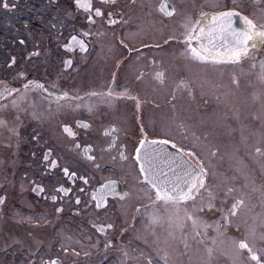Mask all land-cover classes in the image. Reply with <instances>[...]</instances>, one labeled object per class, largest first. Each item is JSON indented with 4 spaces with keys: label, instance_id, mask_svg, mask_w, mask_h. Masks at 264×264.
Wrapping results in <instances>:
<instances>
[{
    "label": "flooded vegetation",
    "instance_id": "flooded-vegetation-1",
    "mask_svg": "<svg viewBox=\"0 0 264 264\" xmlns=\"http://www.w3.org/2000/svg\"><path fill=\"white\" fill-rule=\"evenodd\" d=\"M88 2L91 7L85 10L76 0H0V80L21 74L24 80L14 81L12 89L17 91L9 97L16 100L14 106L31 107L29 115H44L41 120L45 121L44 126L29 123L25 146L10 148V168L15 174L7 172V181L0 182L3 264H257L250 258L252 253L238 247L240 242L247 243L264 264V147L256 145L264 133L255 132L250 109L242 114L243 107L232 105L239 114L234 116L237 122L250 127L221 138L209 132L207 121L200 120L199 109L208 101L198 95L200 106L196 108L193 97L182 96V109L178 101L182 92L196 90L194 73L202 72L200 69L204 71L199 77L215 79L204 85L207 91L218 88L219 101L224 93L228 95L227 109L243 82L251 99L262 96L264 101V93L258 95L252 84L253 73L244 77L239 72V79L225 84L223 78L210 74V62L191 58L185 40L193 27L207 29L209 21L195 23L201 13L210 20L220 12L234 11L239 15L232 18L233 24H244L242 17L246 16L264 28V0ZM162 5L167 6L165 10L174 8V13L164 15ZM96 9L102 15L97 16ZM73 36L83 42L84 51L79 44L65 47ZM199 43L194 40L192 46L198 48ZM255 43L243 58V66L254 58L264 60V43ZM174 53L185 59L172 62L169 57ZM66 61L71 63L66 65ZM157 73H163L162 80L156 78ZM172 76L182 82L172 85L171 91ZM109 84L117 91L112 96L105 94ZM245 89L240 90L243 97ZM31 95L40 100L28 106ZM51 99L61 100L52 104V115L58 120L50 123L47 100ZM251 102V110L257 103L264 104ZM210 107L204 110L210 111ZM178 122L186 124L171 126ZM65 126L74 135L65 132ZM259 135L263 136L256 137ZM141 140L167 142L200 168L194 153L206 159L208 166H217L218 172L217 160H225L224 153L236 148L244 152L246 175L249 180L253 176L254 183L243 199L239 196L243 178L233 184L218 181L224 192L235 197L231 204L226 203L230 211L222 216L224 202L219 199L193 203L201 183L190 199L158 201L136 159ZM97 189L106 193L99 208L92 199ZM244 200L248 209L242 211ZM238 201L242 204L233 214ZM3 212L8 213L7 218ZM240 220L242 232L237 225ZM220 246L227 251L217 252Z\"/></svg>",
    "mask_w": 264,
    "mask_h": 264
},
{
    "label": "rangeland",
    "instance_id": "rangeland-1",
    "mask_svg": "<svg viewBox=\"0 0 264 264\" xmlns=\"http://www.w3.org/2000/svg\"><path fill=\"white\" fill-rule=\"evenodd\" d=\"M102 39L103 38H100L98 41L101 42ZM113 46H114V44H113ZM166 52L172 53L171 50H167ZM163 53H165V52H163ZM158 57H160L159 54H158ZM169 58L172 62H174V60H176V63H181V60L185 59V57H181L176 53H174L173 56L172 57L170 56ZM169 58H166V59L169 60ZM242 60H243V58L235 64H233V63H214V62H212L213 63L212 64L210 62V68L208 70H211L210 74H214V75H217V76L223 78L225 84H230V80L231 79L233 80L236 77H238L237 75H239V72H240L239 76H244V77H246L249 73H253L255 82H254V80H252V84H253V86L256 85V87L254 86L256 93L258 95L259 94L262 95L264 93V60L254 58L255 61H249V62L247 61L248 64H245V66H243ZM200 70L202 72H199L198 70H196L199 73H194L195 77H198L197 78L198 81L197 80L195 81V84L197 86L196 90L194 88H192V90H190V92H187V93L182 92L180 94V97L178 99V101H180V108L182 109L184 107L182 96L186 99H191L193 97V105L196 108L198 106H200V105H198L199 104L198 95L202 97L201 100L208 101L207 106H201L202 108L199 109V115L206 118V120H204L202 117L200 118V120L207 121V124H209V132L219 134L221 136V138H223V136H225V135H227L226 137L236 136L237 134H239V132L242 133V132H246L249 130L250 126H247V127L243 126L241 120L239 122H237V120L234 118V116L235 117L239 116V114H236V110L232 109V105L236 109L243 107L242 114L245 112V109L247 111H248V109H250L249 112L252 113V118H253V120L251 121V125H253L255 127L256 133L263 134L264 133V104L260 105L259 103H257L255 105L254 110L253 109L251 110V108L254 105V103H252L251 100H256V101L259 100V101L264 102L261 99L262 96L257 97V96L253 95V98L251 99L250 95L248 94V92L245 89V84L243 82L240 86V90L245 89V96L246 97H243L242 94L240 93V90L237 89V91L234 95V99L231 103H228L229 109H227L226 100H227L228 95L223 92L224 98L219 101L218 98L221 97L222 94H220V96H219L218 88L216 89V87H215L212 90L207 88L209 90V91H207L206 88L204 87V85L210 84L209 82H211V80H215V79H213L214 77H209V78L199 77V76H201V74L203 75L204 69H200ZM186 73H188V71ZM180 74H182V73H180ZM9 77L8 78L3 77L0 80V91H3L5 86H7L8 88L10 86V88L12 89V87L14 86V81L21 82L24 80L21 77V74H19L18 72L16 73V75H13L10 78ZM24 78L27 79V77H24ZM31 79L33 82L34 81L33 78H31ZM177 79H179V77H177ZM238 79H239V77H238ZM219 81L220 80L217 79L215 81V83L218 84ZM181 82H182L181 79L176 80L175 76H172L169 79L170 84H169L168 88L171 90L172 85L174 86V85L181 83ZM109 86H110V84H109ZM97 88L100 89L101 87L100 88L97 87ZM181 88H178V93H179ZM34 89H36V88H34ZM40 90H41V88L36 90L38 95H40ZM108 90L109 91L112 90L111 93L117 92L114 89H112L111 86H110V89H108ZM109 91L105 92V94L108 93ZM115 94H119V93H115ZM172 96L175 97L174 100L177 99V96H175V95H172ZM39 100L40 99H38L36 101L35 96L31 95V99H30V102L28 103V106L29 105L32 106L33 102L37 103ZM60 100H59V102H56L55 99L47 100V115H48V119H49L50 123L58 120L57 115H52V113H53L52 104H60ZM15 102H16V100L13 97L10 98L8 93H4L3 97H0V182L1 181H3V182L7 181L6 179L8 177V173H10L11 175L15 174V169L10 168V159H11L10 148L19 149V148L25 146V144L27 142V133H29V126H27V125L29 123L31 124V122H33L37 126H44L43 123H45L44 120H41V118H43L44 115H42V116H36V115L31 116V115H29V110L31 109V107L28 108V110H27L25 107H23L19 103L16 106H14ZM208 106H211L210 111H205L204 108L208 107ZM50 111H51V115L48 114ZM181 111H183V110H181ZM253 111H255V112H253ZM55 113H57L58 115L61 116V111H56ZM248 113L246 115H248ZM193 114H194V111H193ZM246 115L244 114V115H242V117L246 116ZM182 116H183V120L185 121V119L187 117L185 116V114ZM13 118L16 119L15 123L18 122V126H16L15 123H12ZM182 124H186V122L185 123H181V122L174 123L171 126L172 127L173 126L181 127ZM138 127H139V125H138ZM260 136H263V135H259L256 137H260ZM28 137H29V135H28ZM257 144H259V146L264 147V138H257L256 145ZM229 150H231V151H227L224 153V155H226L224 158L225 160H219V159L217 160V162L220 164V172H218L216 170L218 168L217 166L213 167V164L208 166L209 163L206 161V159H203L201 156L197 158L194 156V153L191 154L194 158V161L203 170L202 187L199 189L197 194L194 196L193 203L195 205H201V203H200L201 200L205 201L206 199L207 200L210 199L209 201L212 202L211 199H214V200L219 199V200L224 202V204L222 206H220L221 210H222V212L220 213V216H222V215H224L230 211V206L227 205L226 203L231 204L232 200L235 197L233 196L234 194H232L231 192H229V193L224 192L223 191L224 189L221 188V184H219L218 181L224 180V181H229L230 183L233 184L235 182L238 183V181H243V179H244L245 183L243 181L244 185H242V187H240L241 191L239 194V196L243 199H244L243 193H245V195L247 196V191H248L249 186L254 183L253 176H251L250 180H249V177L247 178L248 171L246 170L245 165L242 162L243 157L241 156V154H244V152L240 151L236 148L235 149H229ZM9 151H10V153H9ZM248 166L251 167L249 162H248ZM248 170L250 172V175L253 174V171H251L249 168H248ZM261 173L264 174V172H261ZM263 177L264 176H262V178ZM15 178H16V176L13 177V179H15ZM248 180H249V183H248ZM246 207H247V201L244 200V204L241 207L242 211ZM247 209H248V207H247ZM4 212L1 215H4L5 218H7L6 215L8 213L4 214ZM209 216H212V213L210 211H209ZM246 222L249 226L248 220H246ZM237 225L239 227L240 232H242L243 225H241V220L239 222H237ZM197 232H198V230H197ZM0 234H1V229H0ZM217 246H219V245H217ZM225 249L226 248L220 246V247H218L217 252L218 251H220L222 253L226 252L227 249L226 250ZM214 250H216V249H214ZM4 256H5V253H4L3 249L0 247V264H3L6 261ZM201 263L205 264L203 262H201Z\"/></svg>",
    "mask_w": 264,
    "mask_h": 264
},
{
    "label": "snow or ice",
    "instance_id": "snow-or-ice-1",
    "mask_svg": "<svg viewBox=\"0 0 264 264\" xmlns=\"http://www.w3.org/2000/svg\"><path fill=\"white\" fill-rule=\"evenodd\" d=\"M76 4L80 8H84L85 10L91 7L90 2L85 0V2H81V0H76ZM4 7L7 8V3L4 4ZM166 5H162L161 11L164 12V15L170 16L174 13L175 9L165 10ZM95 14L97 16L102 15L99 9L95 10ZM239 14L234 11H224L212 16L209 20L208 14L201 13V19L197 20L195 23L197 25L203 23L204 21H209L207 29L204 27L196 28L193 27L189 30L188 35L185 37L186 43L188 45L186 51L191 56L192 59L198 60L201 62H214V63H237L242 58L248 55L249 46L252 48L256 47V40L264 43V28L256 25L251 19L248 17H242L244 21V27L237 29L234 28L232 18L234 16H238ZM196 33V34H193ZM85 35H88L85 33ZM217 38H219V43H217ZM198 41L199 47H193L192 41ZM206 40L207 43L203 41ZM252 41L251 45L249 42ZM72 44H79L82 51L85 50V45L82 41L77 40V37L73 36L70 44H66V48H71ZM66 65L70 64L71 61H66ZM156 78L158 80H162L163 73H157ZM42 87V85H38ZM25 88L29 87L28 84L24 85ZM17 91V89H10L7 86L0 91V97H3L4 93L11 94V92ZM65 96L67 93L64 94ZM91 95H101L98 93H92ZM108 96H112L111 91L107 93ZM91 110V109H89ZM87 125H85L86 127ZM65 132H68L70 135H74L71 130L65 126ZM145 144L144 140L140 141V147L136 150V159H140V152L143 149ZM260 149H257L259 152ZM121 157L126 159L121 153ZM45 159H47V154L45 155ZM55 164V162H53ZM142 173H145V179L151 184L152 188L155 189L156 199L158 201H175L178 202L180 200H187L191 198V188L196 187L195 179L193 181H189L187 183L190 184V188L188 192H184L183 190H178V186L174 185L172 187H168L167 178L164 177V174L161 173L156 175L150 167H144L143 165L140 168ZM65 173L67 174V170L65 169ZM200 179V183L202 186V178ZM86 182V181H85ZM105 188H110L111 185H105ZM58 191H64V189H58ZM106 193L97 189L96 192L92 194V199L97 201L96 206L99 208L102 206V203L105 199ZM55 199V197H53ZM2 199H0V203H2ZM239 204H242V201H238L237 204L233 205V214H235V209ZM60 211V209H57ZM195 223V221H193ZM108 227H112V225H108ZM238 247L240 249H247L249 253H252L251 260L256 261L257 264H260L259 257L252 251L249 245L245 242H240ZM211 252V249H209ZM50 264H57V261H51Z\"/></svg>",
    "mask_w": 264,
    "mask_h": 264
},
{
    "label": "water",
    "instance_id": "water-1",
    "mask_svg": "<svg viewBox=\"0 0 264 264\" xmlns=\"http://www.w3.org/2000/svg\"><path fill=\"white\" fill-rule=\"evenodd\" d=\"M232 26L240 29L244 27V24H233ZM219 42V38H217V43ZM205 43L207 42L205 41ZM251 43L252 41L249 42V45ZM139 160L141 166L150 167L156 175L163 173L164 177L167 178L168 187L177 185L178 190L188 192L190 184L187 182L196 178V187L191 188V196L197 191L200 184L199 178L203 176L200 168L180 149L164 141H146L140 152Z\"/></svg>",
    "mask_w": 264,
    "mask_h": 264
}]
</instances>
